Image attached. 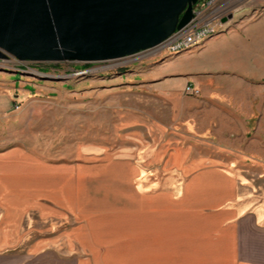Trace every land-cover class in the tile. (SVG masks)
<instances>
[{
  "label": "rangeland",
  "instance_id": "374dc122",
  "mask_svg": "<svg viewBox=\"0 0 264 264\" xmlns=\"http://www.w3.org/2000/svg\"><path fill=\"white\" fill-rule=\"evenodd\" d=\"M234 6L230 21L180 56L0 59V158L12 157L17 174L26 166L52 170L38 175L75 214L64 227L80 225L95 264H168L160 259L165 252L171 263L193 264L171 239L195 255L200 240L215 235L211 212L196 209L219 194H206L208 179L185 178L190 160L223 153L226 141L264 140V0ZM164 56L170 59L161 64ZM186 86L198 95L185 94Z\"/></svg>",
  "mask_w": 264,
  "mask_h": 264
},
{
  "label": "crops",
  "instance_id": "0c3cea01",
  "mask_svg": "<svg viewBox=\"0 0 264 264\" xmlns=\"http://www.w3.org/2000/svg\"><path fill=\"white\" fill-rule=\"evenodd\" d=\"M259 20L242 23L231 33ZM224 35L208 40L197 52ZM174 96L178 99L176 95L165 98L172 102ZM242 140L226 141L223 153L215 157L197 156L189 162L193 168L185 178L208 179L211 182L204 188L206 194H219L216 202H206L201 210L194 208L211 212L210 225L215 230V235L200 240L195 255L180 252L171 239L170 247L180 257L192 259L193 264H197L196 259L207 260V264H264V140L257 139L252 146ZM253 145L259 150H252ZM13 160L0 158V264H95L77 235L80 225L64 227V217L70 218L68 214L73 212L56 198L57 187L38 175L52 170L26 166L17 174ZM21 181L25 187L17 185ZM217 245L220 250L214 251ZM82 251L90 256L82 257ZM170 254L165 252L160 259L174 264Z\"/></svg>",
  "mask_w": 264,
  "mask_h": 264
},
{
  "label": "water",
  "instance_id": "95a60500",
  "mask_svg": "<svg viewBox=\"0 0 264 264\" xmlns=\"http://www.w3.org/2000/svg\"><path fill=\"white\" fill-rule=\"evenodd\" d=\"M200 0H0V59L97 63L154 50Z\"/></svg>",
  "mask_w": 264,
  "mask_h": 264
},
{
  "label": "built area",
  "instance_id": "2783aa9c",
  "mask_svg": "<svg viewBox=\"0 0 264 264\" xmlns=\"http://www.w3.org/2000/svg\"><path fill=\"white\" fill-rule=\"evenodd\" d=\"M240 1L242 0H200L193 7L191 21L180 30H176L154 50L149 51V54L162 55L165 50L192 42L198 38V35L207 32L208 29L218 27L226 20L230 21L234 5ZM184 93L191 96L198 95V91L193 90L191 86H186Z\"/></svg>",
  "mask_w": 264,
  "mask_h": 264
},
{
  "label": "bare ground",
  "instance_id": "6f19581e",
  "mask_svg": "<svg viewBox=\"0 0 264 264\" xmlns=\"http://www.w3.org/2000/svg\"><path fill=\"white\" fill-rule=\"evenodd\" d=\"M223 23H225V22H223ZM223 23H221V25H223ZM216 29H218V28L215 27V28L208 29L207 32L202 33L201 35H198V38L195 39L194 41L189 42L187 44H182V46H178L177 48L168 49L165 51L169 55H174V54L180 55L181 53L187 52V51L191 50L192 48L199 46L204 40H206L210 36H212L214 34V32L216 31Z\"/></svg>",
  "mask_w": 264,
  "mask_h": 264
},
{
  "label": "trees",
  "instance_id": "16d2710c",
  "mask_svg": "<svg viewBox=\"0 0 264 264\" xmlns=\"http://www.w3.org/2000/svg\"><path fill=\"white\" fill-rule=\"evenodd\" d=\"M168 59H170V57H167V56H164V57H162L161 59H160V63H162L163 61H165V60H168Z\"/></svg>",
  "mask_w": 264,
  "mask_h": 264
}]
</instances>
